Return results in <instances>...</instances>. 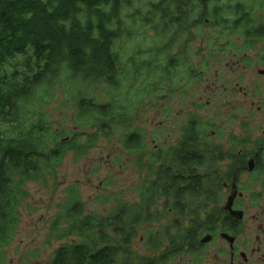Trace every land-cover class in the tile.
<instances>
[{
  "label": "trees",
  "instance_id": "obj_1",
  "mask_svg": "<svg viewBox=\"0 0 264 264\" xmlns=\"http://www.w3.org/2000/svg\"><path fill=\"white\" fill-rule=\"evenodd\" d=\"M258 3L0 0V246L14 236L29 182L49 184L69 153L82 157L100 139L120 135L147 173L140 201L121 198L106 214L89 212L78 185L67 188L49 237L78 240L57 247L51 264H163L192 253L197 224L207 221L198 211L221 186L209 134L191 112L172 146L147 152L145 130L133 124L138 101L204 75L187 53H201L194 38L212 23L219 33L207 41L212 55L232 47L237 35L244 41L238 52L256 47L264 39ZM55 103L63 116L73 109L72 127L51 118ZM166 217L169 225L156 228ZM138 236L152 255L134 247Z\"/></svg>",
  "mask_w": 264,
  "mask_h": 264
},
{
  "label": "rangeland",
  "instance_id": "obj_2",
  "mask_svg": "<svg viewBox=\"0 0 264 264\" xmlns=\"http://www.w3.org/2000/svg\"><path fill=\"white\" fill-rule=\"evenodd\" d=\"M258 4L257 18L264 23V0H259ZM211 26H206L201 37L194 38L193 49L198 51L199 46H203L201 53H187L194 68L205 69L203 78L191 85L185 82L174 92L168 89L167 95L159 93L156 98L138 101L139 108L133 124L145 130L147 152L157 146L168 148L174 144L179 137L180 126L185 124L191 112L202 118L203 128L208 134L213 132L212 137H207L218 145L224 144V147L229 132L242 130L243 120H248L247 131L253 137L262 132L264 73L260 72L264 71V39L256 47L238 52L244 41L237 35L229 43L236 47L212 55L208 42L219 33ZM220 43L225 44L226 40L220 39ZM56 107L57 103L49 107L51 118L57 122L66 120L65 126L72 127L68 117L72 116L73 109L68 110V116H63ZM121 140L120 135L111 140L100 139L82 157L69 153L49 184L29 182V196L20 207L19 224L10 243L2 248L0 246V253L15 259L36 254L40 264H45L53 257L57 247L78 240L75 236L61 240L49 237L50 225L59 211V204L65 201L68 195L65 191L72 185H78L89 212L106 214L121 198L124 202H139L138 189L145 182L147 173L136 164L137 154H130L122 148ZM182 222L186 227L190 225L189 219ZM165 224L169 225L167 217L154 225L157 228ZM140 237L135 239L134 247L144 255H152L151 251L146 252ZM168 244L167 240L165 245ZM190 257L191 254H179L164 264H208V260L199 262Z\"/></svg>",
  "mask_w": 264,
  "mask_h": 264
},
{
  "label": "flooded vegetation",
  "instance_id": "obj_3",
  "mask_svg": "<svg viewBox=\"0 0 264 264\" xmlns=\"http://www.w3.org/2000/svg\"><path fill=\"white\" fill-rule=\"evenodd\" d=\"M201 77L195 75L192 82ZM248 125V120H243L240 132H229L225 147L208 138L216 155L215 172L221 175V186L208 199L207 209L198 211V220L207 221L197 224L198 244L189 253L191 259L208 260V264H264V127L253 137L247 131ZM6 257V253H0V264H40L36 254Z\"/></svg>",
  "mask_w": 264,
  "mask_h": 264
}]
</instances>
